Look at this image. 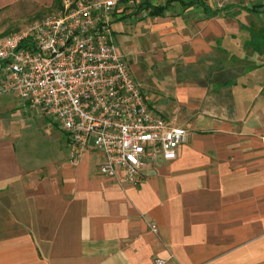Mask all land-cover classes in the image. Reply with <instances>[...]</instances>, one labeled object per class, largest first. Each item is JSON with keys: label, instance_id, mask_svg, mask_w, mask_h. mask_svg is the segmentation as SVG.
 Listing matches in <instances>:
<instances>
[{"label": "crops", "instance_id": "crops-1", "mask_svg": "<svg viewBox=\"0 0 264 264\" xmlns=\"http://www.w3.org/2000/svg\"><path fill=\"white\" fill-rule=\"evenodd\" d=\"M193 1L128 15L159 60L147 101L189 131L138 185L101 175L94 150L71 169L47 140L32 151L0 95V264H264V0Z\"/></svg>", "mask_w": 264, "mask_h": 264}, {"label": "built area", "instance_id": "built-area-1", "mask_svg": "<svg viewBox=\"0 0 264 264\" xmlns=\"http://www.w3.org/2000/svg\"><path fill=\"white\" fill-rule=\"evenodd\" d=\"M119 1L62 0L27 31L2 36L0 95L15 94L53 119L70 163L97 151L99 173L124 187L138 185L145 166L175 159L189 131L157 113L117 52Z\"/></svg>", "mask_w": 264, "mask_h": 264}, {"label": "rangeland", "instance_id": "rangeland-1", "mask_svg": "<svg viewBox=\"0 0 264 264\" xmlns=\"http://www.w3.org/2000/svg\"><path fill=\"white\" fill-rule=\"evenodd\" d=\"M155 1L158 2L159 0ZM61 2L62 0H21L1 10L0 38L3 35L27 31L32 25L52 13ZM141 2L144 0H120L119 5L124 7L123 13L127 17L115 20L112 23V30L117 52L125 56L124 58L130 64L132 76L139 86L143 87L142 84L145 85L146 81L156 83L160 76L155 65L156 63L158 65L159 60L146 52L143 43H141L143 40L141 39L142 33L140 36L134 35L139 23L135 22L133 16H128L129 14H136L135 10ZM146 8L149 7L146 6ZM130 9L132 11L129 13ZM7 97L6 103L12 105L9 111L14 116L13 118L20 123L22 138L27 140L28 145L32 144L30 149L36 153L40 152L42 148H45V141L47 140L49 151L52 152L55 159L58 155L60 164L61 162L64 163L65 167L69 169L75 166L77 162L70 164L68 161L64 135L55 125L54 120L45 118L38 112L37 107L24 103L15 94L9 93ZM59 134L61 135L59 136Z\"/></svg>", "mask_w": 264, "mask_h": 264}, {"label": "trees", "instance_id": "trees-1", "mask_svg": "<svg viewBox=\"0 0 264 264\" xmlns=\"http://www.w3.org/2000/svg\"><path fill=\"white\" fill-rule=\"evenodd\" d=\"M192 4H202L205 7L206 11H208L209 13H213V14L217 13L220 10V9L211 10L210 7H208L206 5L204 0H196V1H193ZM147 7H149V9H150V13H153V14H157L161 10H163L162 6H147ZM221 10H223V9H221Z\"/></svg>", "mask_w": 264, "mask_h": 264}]
</instances>
